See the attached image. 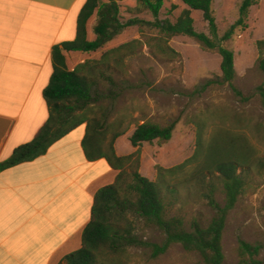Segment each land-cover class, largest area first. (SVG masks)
Listing matches in <instances>:
<instances>
[{"label": "rangeland", "instance_id": "374dc122", "mask_svg": "<svg viewBox=\"0 0 264 264\" xmlns=\"http://www.w3.org/2000/svg\"><path fill=\"white\" fill-rule=\"evenodd\" d=\"M240 3L241 0H213L211 9L219 43L233 52V86L241 93V98L229 84H217L221 77V57L215 50L204 49L186 36H166L155 26L153 15L136 0L119 4L120 22L124 24L133 19L141 22L120 29L99 51L73 55L69 61L71 69L85 59H99L105 51L129 44L121 68L108 70L94 87L91 106L95 111L88 116L107 124L118 120L131 123L129 130L113 142L117 156H128L137 150L128 140L135 124L150 121L164 127L175 123L169 141L141 144L138 157V172L151 181H157L158 167L172 169L184 164L180 170L165 174V179L177 188L169 216L180 213L187 223L195 219L205 226L216 211L203 196L198 169L211 160L234 156L250 164V188L239 197L226 218L222 236L223 264H238L239 241L258 245V261L264 264V110L257 96L263 76L258 69L256 48V42L264 40V0H259L243 24L237 25ZM184 9L179 0L167 1L158 20L174 22ZM192 17L195 30L210 37L202 14L192 12ZM96 22L94 15L89 23L90 39L94 38L92 28ZM231 28L230 38L222 40ZM208 81L213 84L202 90ZM110 139L109 133L106 143ZM207 181L205 179L204 185ZM215 198L219 205H224L222 196ZM132 221L133 233L140 240L162 242L160 232L145 227L140 219L132 218ZM125 264L203 262L198 254L173 244L155 259L150 257L148 249L128 247Z\"/></svg>", "mask_w": 264, "mask_h": 264}, {"label": "trees", "instance_id": "16d2710c", "mask_svg": "<svg viewBox=\"0 0 264 264\" xmlns=\"http://www.w3.org/2000/svg\"><path fill=\"white\" fill-rule=\"evenodd\" d=\"M124 0H86L76 21V36L73 41L56 45L52 49V75L43 91V99L48 109V119L34 138L15 148L6 160L0 162V171L33 161L43 156L62 137L80 125L86 126L82 148L89 162L99 159L107 161L117 171L111 185L100 188L93 197L91 217L81 235L78 250L65 256L62 264H125L128 247L145 248L155 259L165 254L173 244H179L184 251L196 253L203 264H223L222 236L226 218L240 196L249 188L248 164L240 157L211 160L198 169V184L203 196L215 209L216 215L205 226L197 220L186 222L180 213L169 216L171 199L177 188L171 185L165 174L180 170L184 164L172 169L157 168V181H151L138 172L139 147L154 141L167 142L171 139L175 123L162 127L150 121L135 124L128 140L137 150L128 156H117L113 142L123 136L131 125L123 120L110 124L88 115L95 111L91 106L92 92L97 82L105 78L110 69H120L123 56L129 44L105 51L99 59H85L70 69V56L90 55L103 48L119 30L141 22L133 19L122 24L119 17V4ZM155 18V26L168 37L186 36L194 39L202 48L215 50L221 57V77L217 84H229L234 94L242 97L233 86L235 78L233 52L221 46L217 39L215 19L212 14L213 0H179L185 9L174 22L158 20L165 2L171 0H136ZM259 0H241L239 20L243 24L251 9ZM192 12H200L207 23L210 37L194 28ZM96 15L97 22L92 28L93 39L89 38V23ZM232 28L222 40L230 38ZM259 53L258 69L263 76L257 87V96L264 110V40L256 42ZM106 80L112 82L110 77ZM206 82L202 90L210 87ZM111 139L106 143L108 134ZM208 180L206 185L204 181ZM169 195V197H168ZM215 196H222L224 205ZM133 219H140L147 228L163 235L161 243L140 240L134 233ZM260 247L239 241L238 264H260ZM60 263V264H61Z\"/></svg>", "mask_w": 264, "mask_h": 264}, {"label": "crops", "instance_id": "0c3cea01", "mask_svg": "<svg viewBox=\"0 0 264 264\" xmlns=\"http://www.w3.org/2000/svg\"><path fill=\"white\" fill-rule=\"evenodd\" d=\"M85 1L0 0V162L47 121L52 49L74 40ZM85 132L0 171V264H60L80 248L95 193L117 176L106 160H86Z\"/></svg>", "mask_w": 264, "mask_h": 264}]
</instances>
